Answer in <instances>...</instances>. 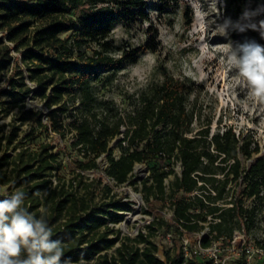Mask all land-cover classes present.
<instances>
[{"label":"trees","instance_id":"1","mask_svg":"<svg viewBox=\"0 0 264 264\" xmlns=\"http://www.w3.org/2000/svg\"><path fill=\"white\" fill-rule=\"evenodd\" d=\"M223 1V19L232 22L240 21L245 10L264 9V0ZM147 9L146 0H0V30L5 32L2 36L14 42L13 48L19 50L28 34L22 60L26 62L27 78L36 84V88H31L23 83L22 90L12 86V95L17 97L14 105L22 102L20 108H23L24 97L28 94L43 99L48 108L56 105L48 113L52 125L42 123L40 117L35 121L41 131L52 128L63 135L61 123L55 121L53 115L56 111L66 113L70 99L75 112L72 145L88 158L87 162L79 161V167L84 170L98 167L96 158L104 154L107 159L105 174L121 185L128 181L136 163H152L148 167L149 176L142 182V197L146 204L164 198V181L174 174L172 162L177 160L181 174L174 175L169 185L172 208L169 225L173 232L179 236L184 234L193 245L196 240H191L192 235L206 224L208 235L200 237V246L206 248L217 242L219 246L228 247L236 231L249 235L255 230L260 222L259 210L264 207V153L260 152L259 143L253 136L235 131L231 126H218L212 130L210 123L193 128L196 113L187 106L191 83L173 77L165 69L161 72V81L151 85L137 104L124 114L111 115L113 103L98 100L95 95V80L103 78L102 75L107 77L108 72H116L123 62L135 63L145 51L156 50L152 37L133 48L115 47L109 38L116 23L147 20ZM261 20H264V10L251 22ZM65 32L71 34L62 38L60 34ZM228 35L233 44L254 39L264 45L259 31L241 33L230 28ZM84 44H95L96 48L86 54L80 50ZM114 48L122 50L120 58L109 54ZM65 96L68 99L64 100ZM3 129L1 124L0 150L5 138L11 143L16 128L8 135H4ZM118 134L122 135L118 143L120 154L115 156L109 141ZM36 136L31 131L25 138L33 140ZM48 148L37 153L42 156L35 169H31L33 165L23 167L26 176L17 180L14 186L33 181L30 190L22 189L25 198L31 197L34 202L31 208H35L42 204L37 193L44 192L41 193L44 203H53V220H57L63 210L67 211L65 229L53 232V238L63 242L65 258L70 257L73 264L81 261L94 264H199L194 250L190 249L187 256L179 239L172 248L164 250L165 259L160 258L152 235L142 230L134 238L126 237V241L115 248L114 254L103 252L117 239L101 237L94 240L86 236L107 227V223L122 221L124 215L133 210L131 201L117 198L105 203V207H90L83 198L70 197L57 185L50 188L49 179L37 182L36 179L47 176L46 172L54 169L51 162L61 152L58 149L49 153ZM21 156V151L16 154L19 159ZM6 158L3 155L2 160ZM32 158L35 162V157ZM3 164L5 161L0 166ZM3 178L0 177V181ZM104 186L110 190L108 184ZM160 218L157 215L156 219ZM154 224L155 219L147 225L152 233L156 230ZM129 241L137 245H129ZM239 264H246L244 251Z\"/></svg>","mask_w":264,"mask_h":264},{"label":"rangeland","instance_id":"2","mask_svg":"<svg viewBox=\"0 0 264 264\" xmlns=\"http://www.w3.org/2000/svg\"><path fill=\"white\" fill-rule=\"evenodd\" d=\"M148 19L134 22H119L111 29L109 38L115 47L133 48L146 43L152 37L156 44L155 51H145L135 63L123 62L121 67L114 73H106L103 78L93 82V88L98 100L113 103V110L124 114L129 112L138 102L139 97L148 88L162 79V70L165 69L170 75L181 80H187L191 84V93L187 96V106L196 113L193 120V128L200 124L210 123L211 129L218 126H231L235 131H241L253 136L259 143L260 152L264 153V102L253 99L247 92L246 83L240 79L235 71L230 68L226 61L228 52L229 35H222L218 25L223 23L224 6L223 0H146ZM71 32L60 34L62 38L69 37ZM25 43L15 50L14 42L6 39L0 33V125H4L3 133L8 135L13 128L15 134L11 143L5 138L0 150V195L6 196L17 189L30 190L33 181L17 184L14 183L26 176L23 167L32 166L35 169L40 163L44 147L49 153L61 149L60 154L51 164L54 169L48 170L47 176L36 179L41 183L45 179L50 180L49 187L63 189L70 197L77 196L90 207H105V203L112 199L120 198L129 200L133 210L124 215L122 221L112 224L107 223L95 233L86 237L112 239L116 242L103 252L115 253V248L126 237L134 238L142 230L145 234H151V239L157 244V255L165 259L164 250L172 248L175 241L182 244L186 255H190V249L196 253L199 264H239L242 252L247 244L253 255L248 264H264V207L259 210L260 222L249 233L236 231L233 240L228 247L219 246L212 242L210 246H200V237L207 236V227L201 228L192 235L195 241L190 245L188 238L182 234L173 232L169 221L172 218L170 206V182L174 175L180 176L181 166L177 160L172 162L174 174L165 179V196L151 204H146L143 199L142 182L149 176L148 167L152 163H136L127 182L117 185L105 174L107 159L104 154L96 158L98 167L81 169L79 161L87 162L88 158L72 145L74 128L72 120L75 112L69 101V109L66 113H54V119L61 123L63 135L50 128L47 132L41 131L36 123L40 117L42 123H50L48 113L56 108L53 105L48 108L45 101L39 97L28 94L22 102H17V97L12 95V86L22 90L26 86L36 88V84L27 78L26 62L22 60V51L27 46ZM96 48L95 44H84L80 50L91 54ZM109 54L120 58L122 50L117 48L110 50ZM101 77V76H100ZM25 83V85H23ZM68 99L66 96L64 100ZM77 106V103L74 104ZM28 111V113L26 112ZM123 130V128L121 129ZM33 131L36 138L29 140L25 135ZM121 134L109 141V147L113 155L120 154L118 146ZM22 152L21 159L16 154ZM3 155L7 158L2 160ZM45 155V153H43ZM32 157H35V162ZM56 167H59L58 169ZM35 181V180H34ZM108 184L110 190L105 188ZM57 188V187H56ZM38 195L42 204L31 208L34 203L31 197L25 198V206L29 211L38 215L44 211L53 232L63 231L64 222L67 220V211L63 210L57 220L52 213L51 201L44 203L43 196ZM57 201V199H56ZM81 212H78V214ZM160 215V220L156 219ZM156 216V217H155ZM155 219L152 229L147 225ZM168 224V225H167ZM54 232V233H55ZM129 245H137L133 241ZM142 246V245H138ZM79 264H94L93 262L81 261Z\"/></svg>","mask_w":264,"mask_h":264},{"label":"clouds","instance_id":"3","mask_svg":"<svg viewBox=\"0 0 264 264\" xmlns=\"http://www.w3.org/2000/svg\"><path fill=\"white\" fill-rule=\"evenodd\" d=\"M262 10H245L240 21L226 19L218 27L222 35L231 28L241 33L259 31L264 38V20L251 22ZM226 61L246 83L248 94L264 102V45L254 39L230 42ZM0 264H73L70 257L64 256L63 242L53 238L44 211L39 215L30 212L25 206V192L20 189L0 198Z\"/></svg>","mask_w":264,"mask_h":264},{"label":"built area","instance_id":"4","mask_svg":"<svg viewBox=\"0 0 264 264\" xmlns=\"http://www.w3.org/2000/svg\"><path fill=\"white\" fill-rule=\"evenodd\" d=\"M0 33L3 35L5 32L0 30ZM245 252V258H246V264H248L252 258L253 250H251L249 247H244Z\"/></svg>","mask_w":264,"mask_h":264}]
</instances>
